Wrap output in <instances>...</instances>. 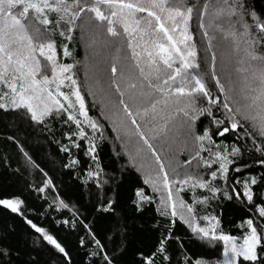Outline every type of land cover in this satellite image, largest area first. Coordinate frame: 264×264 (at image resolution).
Listing matches in <instances>:
<instances>
[{
    "label": "snow or ice",
    "instance_id": "snow-or-ice-1",
    "mask_svg": "<svg viewBox=\"0 0 264 264\" xmlns=\"http://www.w3.org/2000/svg\"><path fill=\"white\" fill-rule=\"evenodd\" d=\"M89 3L91 6H86ZM101 5L105 6L104 11H101ZM30 10H34L36 18L43 25L50 23L44 15L45 10L59 14L55 21L58 25L63 22L73 25L81 13L85 12L95 13L96 20L101 22L97 28H102L103 23H107L108 36L118 39L98 41L97 35L89 36L87 29L85 36L88 37L89 47L99 42L103 47L115 51L111 68L112 87L120 99L114 107L122 109L131 125L129 127L121 119L116 130L122 131L129 141L132 136L138 137L143 144L137 142V156L147 150L158 166L149 172L144 182L157 192L163 190L167 193L166 199L161 201V214L168 215V209H171V217L179 215L188 224L193 236L200 241H222L225 255L223 264H238L237 258H242L241 264H264V259H261L257 251L258 248H264V228L258 234L259 226H254L252 219L247 220L249 231L242 243H237L231 236L217 234L219 220L216 216L201 217L207 222V226H197L196 218L186 217L183 212L187 208V212L191 214L193 208L179 197L181 191L200 188L208 189L215 198L220 189L212 181L229 178L230 166L235 164V157L241 154V150L233 144L217 146V150L213 152L211 145L215 143L214 136L225 137L236 133L237 140L250 137L255 151L264 157V18L249 10L247 0H201L199 5L191 0H0V109L24 110L36 124L46 123V119L53 114L61 117L63 123L75 125V129L67 134L72 146L79 148V141L86 140V155L97 164L96 144L93 142L95 136L89 135L87 129L96 133L100 130V125L89 117L82 85L73 72L74 65L57 62L54 43L34 23L29 33L24 21L29 18ZM194 15L201 37L206 41L203 57L199 55L190 30ZM247 17L251 18V22ZM117 24L122 25V33L117 30ZM60 34L64 35V32ZM223 43L230 45L239 65L235 71L243 80V104L235 99L231 73L228 74L229 87L226 88L215 71L216 49ZM125 46L130 52L135 69L139 71V84L134 82V73L129 71L126 64L121 67L117 77L116 63L121 61L120 53ZM63 52L65 56L71 55L67 47L63 48ZM124 59H127V55ZM201 60L210 65L209 72L200 70ZM209 75L218 90L216 96L207 83ZM93 78L94 74L89 75L85 83L95 98L93 86L89 83ZM95 84H100L98 78L95 79ZM121 84L125 85L123 90ZM138 88L139 95L151 102L149 107L137 109L134 113L123 97L128 89ZM145 89L151 91L146 92ZM153 96L158 98L152 99ZM205 101L208 106H204ZM215 112H222L223 118H218ZM113 115L119 116V113L114 112ZM202 116L211 117L210 125L215 127H205L199 133L196 122ZM137 117L144 122L143 128ZM144 129H147V134ZM241 129L244 130L243 137L239 134ZM100 135L103 138L102 132ZM157 139H162L166 145L160 151L152 143ZM175 144L183 145L182 151H189L190 159L182 162L175 154L167 155L172 152ZM61 150L67 152L69 149L63 147ZM201 152H208L211 158H201ZM130 159L135 164L131 154ZM194 162L197 169L204 167L211 170L210 180L204 179L199 171L190 170ZM77 163V160L71 161L72 165ZM258 163L264 165V158ZM213 165H217L214 170ZM232 171L241 173L242 168L234 167ZM87 175L92 178L100 173L98 170L89 171ZM261 182L264 183V178H261ZM51 183L50 180L46 181L38 190L44 192ZM236 183H240V180H236ZM257 183V179L252 177L250 181L243 183L242 193L233 188L231 193L223 194V199H239L242 195L259 217H264V207L258 206L253 198L252 186ZM258 195L264 198V194ZM136 196L141 203L149 199L142 191H137ZM196 202L207 204L206 199L197 198ZM22 203L18 198L0 199V206L18 214H22ZM59 206L67 207L62 201ZM177 208L181 211L177 212ZM104 211H108V208ZM27 222L44 241L67 255L57 239L30 220ZM81 243L83 244V240ZM164 244L165 239H161L159 253L165 252ZM96 245L103 251L98 240ZM4 254L5 251H0V256ZM163 258L169 259L167 255ZM104 259L108 260V257L105 256ZM141 264H154V261L145 257ZM194 264L204 262L196 260Z\"/></svg>",
    "mask_w": 264,
    "mask_h": 264
},
{
    "label": "trees",
    "instance_id": "trees-1",
    "mask_svg": "<svg viewBox=\"0 0 264 264\" xmlns=\"http://www.w3.org/2000/svg\"><path fill=\"white\" fill-rule=\"evenodd\" d=\"M191 2L199 5L201 0ZM247 5L250 11H255L257 16L264 18V0H247ZM86 6L91 5L89 3ZM100 8L101 11L105 10L103 5ZM32 11L24 21L28 25L29 33L34 23L54 43L57 62L74 65L73 72L82 85V95L89 117L100 125V130L96 133L87 129L89 135L95 136L93 142L96 144L98 164L86 155V140L79 141V148L72 146L67 134L75 129V125L63 123L61 117L53 114L46 119V123L36 124L24 110L0 109V199L18 198L23 202L22 214L13 213L0 206V251H5L0 256V264H109V261L111 264H141L145 257H150L154 264H194L196 260H201L204 264H223L222 241H200L193 236L188 224L179 215L171 217V209H168V215L161 214V201L166 199L167 193L163 190L157 192L144 182L149 172L158 166L147 150L137 156V142L143 144L138 137L132 136L129 141L122 131L116 130L121 119L129 127L131 125L124 117L122 109L114 107L120 99L112 87L111 68L115 51L103 47L99 42L89 47L88 37L85 36L87 29L89 36L97 35L98 41L118 39L108 36L107 23L104 22L102 28H97L101 22L96 20L95 13L85 12L81 13L73 25L67 22L58 25L55 21L59 14L45 10L44 15L50 23L43 25ZM246 19L251 22L250 17ZM116 27L119 32H123L122 25L117 24ZM190 30L199 55L203 57L206 41L201 37L195 15L190 22ZM65 47L70 51V56L64 55ZM120 55L122 59L116 63L117 77L121 67L126 64L129 71L134 73V82L139 84V71L135 69L126 46ZM125 55L127 59H124ZM216 56L217 76L227 88L228 74L231 73V87L235 89V99L243 104V80L235 71L239 65L230 45L221 44L216 49ZM200 63V70L209 72L210 65L203 60ZM93 74L94 78L89 83L93 86L95 98L85 83L86 78ZM96 78L100 81L99 85L95 84ZM207 83L216 96L218 90L210 75ZM121 88L123 90L125 85L121 84ZM123 98L134 113L137 109L149 107L151 102L139 95V88L128 89ZM156 98L158 96L152 97ZM204 106H208L207 101ZM114 112H118L119 116H114ZM215 114L218 118H223L222 112ZM137 120L143 128L144 122L139 117ZM210 120L211 117H200L196 122L197 132L202 133L205 127L214 128V125H210ZM144 130L147 134V129ZM239 134L243 137L244 130L241 129ZM236 137V133L213 137V152L217 150V146L233 144L241 150V154L235 157V164L230 166L229 178L212 181L220 189L216 197L213 198L208 189L200 188L181 191L179 197L193 208L191 214L187 212V208L183 212L186 217L194 216L197 226H207V222L201 217L216 216L219 220L217 234L231 236L240 243L249 231L246 221L252 219L254 226H259L260 234V229L264 228V217H259L242 195L239 199L226 200L223 199V194L231 193L233 188L242 193L243 183L255 177L258 183L252 186L253 198L258 206L264 207V198L258 195L264 194V183L261 182V178H264V165L258 163L264 157L255 151L250 137L239 140ZM152 143L157 151L166 146L162 139ZM63 147L69 150L62 151ZM172 148V152L167 155L175 154L182 162L190 159L191 153L182 151L183 145L175 144ZM130 154L135 159V164L130 159ZM200 155L204 159L211 158L208 152H201ZM72 160H77L78 163L72 165ZM216 167L217 165H213V170ZM234 167L242 168V172L232 171ZM97 170L99 176L88 177L89 171ZM190 170L199 171L206 180L211 179V170L204 167L197 169L195 162ZM48 180L52 182L51 185L44 192H40L38 189ZM236 180H240V183H236ZM137 191H142L149 198L148 201L139 202ZM197 198L206 199L207 204L197 203ZM61 201L67 207H60ZM105 208L108 211H104ZM180 211L177 208V212ZM29 220L57 239L67 255L44 241L27 222ZM161 239H165L164 253L158 252ZM96 240L100 242L103 251L97 247ZM257 251L261 259H264V248H258ZM164 255L169 259L165 260ZM105 256L108 260L104 259ZM241 261L242 258H238V264Z\"/></svg>",
    "mask_w": 264,
    "mask_h": 264
},
{
    "label": "rangeland",
    "instance_id": "rangeland-1",
    "mask_svg": "<svg viewBox=\"0 0 264 264\" xmlns=\"http://www.w3.org/2000/svg\"><path fill=\"white\" fill-rule=\"evenodd\" d=\"M30 11H32V10H30ZM33 12V14H35V12H34V10L32 11ZM37 55H38V53H37ZM38 58H40L39 56H38ZM40 59H43V58H40ZM50 74V73H49ZM63 91H67V89H62ZM137 99V98H136ZM237 241V240H236ZM243 241V240H242ZM242 241L240 242V243H242ZM237 243H239V242H237ZM238 259V258H237ZM225 260V255H223V258H222V262Z\"/></svg>",
    "mask_w": 264,
    "mask_h": 264
}]
</instances>
